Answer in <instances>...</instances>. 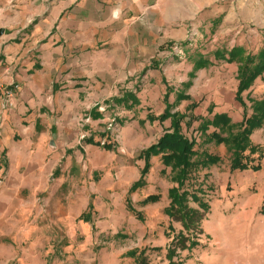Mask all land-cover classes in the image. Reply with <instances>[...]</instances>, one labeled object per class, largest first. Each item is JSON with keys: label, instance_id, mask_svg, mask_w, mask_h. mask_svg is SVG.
<instances>
[{"label": "rangeland", "instance_id": "374dc122", "mask_svg": "<svg viewBox=\"0 0 264 264\" xmlns=\"http://www.w3.org/2000/svg\"><path fill=\"white\" fill-rule=\"evenodd\" d=\"M174 1L140 4V26L129 19L118 29L123 43L132 39L129 34L140 37V48L145 50L140 54L145 56L138 62H131L125 50L127 68H117L113 57L100 56L87 70L96 75L101 88L81 100L79 110L65 104L69 119L64 128L50 132L66 158L74 160L80 154V163L63 162L52 172L80 173L81 178H65L55 196L50 194L51 183L56 182L52 177L41 185L32 181L31 217L17 219L13 214V221H0V264H264V158L257 171L231 172L225 141L239 131L243 118L242 105L235 99L238 71L246 58L256 65L264 49V0H221L209 5L200 0ZM103 5L93 12L98 22L97 50L106 42L112 44L107 36L112 34L113 20H105V15L103 19L100 13L108 12V18L117 7L107 4L111 12ZM91 10L89 4L80 5L85 22L92 21ZM228 15L231 18L217 40L220 20ZM54 23L52 33L58 21ZM236 48L242 53L227 63L228 53ZM152 73L158 76V92L151 91ZM263 96L264 72L241 93L247 115L250 100ZM229 100L237 107L227 116L233 128L210 125L214 115H222L218 111L231 107ZM174 132L194 142L196 155L191 160L196 165L185 189L206 206L189 196L186 199L198 216L196 228L189 233L164 213L168 191L177 183L176 169L164 166L161 154L144 158L147 150L160 146L163 136ZM216 136L222 141L217 142ZM249 140L264 148V121L252 130ZM87 144L96 145L94 158L84 153ZM204 154L217 160L204 165L200 162ZM147 160L150 167L142 185L131 191ZM100 189L110 195L96 200ZM151 195L158 200L144 204ZM91 199L94 207L86 208ZM186 240L194 245L188 247ZM133 251L136 260L128 255Z\"/></svg>", "mask_w": 264, "mask_h": 264}, {"label": "crops", "instance_id": "0c3cea01", "mask_svg": "<svg viewBox=\"0 0 264 264\" xmlns=\"http://www.w3.org/2000/svg\"><path fill=\"white\" fill-rule=\"evenodd\" d=\"M161 1L0 0V89L16 87L12 107L8 110L0 109L1 223L9 218V221H13V214H16L17 219L22 215L25 220L27 216L31 217L32 207L29 203L34 196L33 180H36L35 185H41L43 181L52 177L51 180L56 182L51 183L50 189L54 190L50 194L55 196L57 189L64 184L65 178H81L80 173L52 172L63 162H66L65 165L72 162L80 163V154L74 155L75 161L71 157L67 159L61 153V146L57 142L59 140L52 139L50 132H58L64 128V123L69 119L65 104L79 110L81 100L96 95L97 90L101 88V85L98 86L96 75L86 73L98 62V57H113L117 60L116 67L124 69L130 66L128 57L124 55L125 50L130 53L131 62L133 60L138 62L140 56H145L140 54L145 51L144 48H140V37L137 35L134 37L133 33L129 34L132 39L123 43L118 29L129 19L136 20V26L139 27L140 4L146 2L159 4ZM168 1L175 3L174 0ZM219 1L221 0H200V3L209 5ZM81 4L91 5L92 12L90 11L88 16L92 21L85 22L86 17L80 14ZM98 4H104L105 10L109 9L107 11H111L107 4L117 5L115 12L111 11L108 18L106 16L108 12L100 13L103 19L105 15V20L109 18L113 20L112 25L109 23L113 30L112 34L107 36L112 44L107 45L106 42L105 47L99 50L96 49L98 22L96 13H93ZM203 7H197L195 10L199 11ZM229 18L231 15L220 20L217 40L218 35H222L221 28ZM55 21L58 23L52 33L50 29L53 28ZM216 22L214 20L208 26H213ZM110 36H113L114 40ZM239 46L244 49L243 45ZM103 50L104 53H100ZM126 61L129 63L126 64ZM133 65L131 63V66ZM152 80L154 88H151V91L154 92L156 89L158 92L157 74L152 73ZM140 91L142 89L139 87L136 92L138 97ZM228 105L231 107L227 110L222 109L217 114L230 117V110L237 107L232 105L230 100ZM138 106L140 107V101ZM95 146L87 144L83 149L84 153L94 158L92 155L98 151ZM63 159L66 161H62ZM103 177L108 178L106 175ZM94 194L93 192L92 195ZM109 195L100 189L96 200L106 199ZM12 196H15V199ZM91 200L86 208L94 207V201ZM88 220H84L83 223L87 224ZM49 227L53 228L51 225ZM13 243L16 241L13 240Z\"/></svg>", "mask_w": 264, "mask_h": 264}, {"label": "trees", "instance_id": "16d2710c", "mask_svg": "<svg viewBox=\"0 0 264 264\" xmlns=\"http://www.w3.org/2000/svg\"><path fill=\"white\" fill-rule=\"evenodd\" d=\"M242 53L241 49H233L228 53L226 59L227 63H231L236 60L237 56ZM252 59L246 58L238 71V87L235 94V99L243 108L242 121L239 124L238 132L230 139H226L228 144V151L231 154L230 160V171H245L252 170L257 171L259 169V162L264 158V148L254 145L249 140V134L255 128L259 127L261 122L264 121V96L258 100H250V115H247V108L243 105L241 100V93L248 89L252 84L255 77L264 72V49L260 52L258 56V62L256 65L252 66ZM241 63V60H240ZM203 66V65H202ZM209 124L213 127H219V129L231 130L233 126L230 125V120L225 115H214L212 121H209ZM213 135V134H212ZM217 142L222 141L217 137ZM160 146H156L147 150L144 153V158L147 159L151 155L161 154L162 163L164 166H169L172 169H176V186L172 187L168 191L169 203L167 208L164 210V213L172 218H176L180 222L184 232L189 233L192 227L197 226L196 212L190 209L187 205L186 199L188 196L194 201H197L200 204L194 193L188 194L186 191V184L188 181V175L196 162L192 161L191 158L196 155L194 152V142L186 141L179 137L178 132H174L169 135L163 136L159 142ZM217 160V157L211 154H204L200 162L204 165L209 163H214ZM150 165L148 160L145 162V165L141 171L140 180L133 186L131 191H134L136 188L142 185V178L147 174ZM187 181V182H186ZM158 200V197L155 195L148 196L144 200V204L154 203ZM206 207L205 205H201ZM81 218H85L84 215ZM196 228V227H195ZM179 238H182L181 234L178 235ZM188 242V247L194 245L192 241L186 240ZM128 255L135 258V251L130 252ZM171 252L168 250L167 257L171 259ZM140 264V262H139Z\"/></svg>", "mask_w": 264, "mask_h": 264}, {"label": "built area", "instance_id": "2783aa9c", "mask_svg": "<svg viewBox=\"0 0 264 264\" xmlns=\"http://www.w3.org/2000/svg\"><path fill=\"white\" fill-rule=\"evenodd\" d=\"M16 87L0 89V109L8 110L12 107V100Z\"/></svg>", "mask_w": 264, "mask_h": 264}]
</instances>
